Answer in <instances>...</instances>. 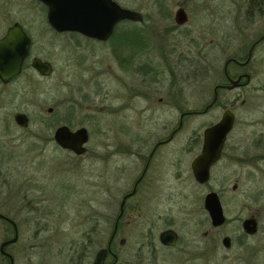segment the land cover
I'll use <instances>...</instances> for the list:
<instances>
[{"label":"rangeland","instance_id":"1","mask_svg":"<svg viewBox=\"0 0 264 264\" xmlns=\"http://www.w3.org/2000/svg\"><path fill=\"white\" fill-rule=\"evenodd\" d=\"M117 1L123 7L134 3V0ZM247 1L214 0L225 7L224 51L219 49L216 37L206 51L207 57L193 54L190 64L189 54L178 57L176 67L172 64V75L167 69L170 60L158 57L157 52L153 57L132 59L124 69L119 58L111 55V42L96 44L67 35L54 38L50 33L45 34V27H27L34 40L32 56L51 62L53 73L41 77L30 67V58L22 75L11 86L0 87V213L18 225V242L8 249L15 251V264H73L78 223L86 222L95 212L99 232L93 251L106 246L107 217L119 209L122 196L132 188L142 169V161L129 152L146 143L153 146L178 127L182 111L203 108L202 105L174 106L167 100L171 95L175 99L181 96L189 99V88L190 92L196 90L200 83L210 90L226 59L240 55L241 50L245 54L252 41L264 32L261 13L245 16ZM140 2L144 8L139 11L144 19H156L155 0ZM4 17L9 21L23 19L26 24L35 19L41 22L43 18L31 0H0V19ZM129 27L122 24L117 33ZM121 40L117 42L122 49ZM158 41L154 39L153 44L159 45ZM177 46L178 51H187L186 43H177ZM202 65L213 66L215 70L208 79L196 78L189 82V73ZM245 71L251 75L250 86L239 91L241 97L237 103L240 104L234 107L236 126L231 136L232 141L241 142V161L215 167L209 183V187L217 190L219 181L228 182L222 200L230 211L229 216L241 211L248 213L253 189L264 188V176H258L256 184L252 181L253 167L263 160L255 162L254 158L264 157V149L253 148L256 138L264 137V90H256L264 87V44L257 49ZM171 83L176 87L172 86L170 95ZM16 112L28 117L26 129L15 125L13 114ZM220 115L221 111L215 110L208 116L186 117L181 121L177 143L172 145L180 159L177 168L168 170L163 162L155 161L138 197L133 200L140 201L141 212H173L183 243L188 228L190 233L193 227L181 223L198 218V203L205 188L191 183L189 155L181 148L186 146L190 131H202ZM60 125L87 128L90 139L84 155L75 156L57 148L52 138ZM261 143L264 147V139ZM258 164L264 170V165ZM234 183H238V189L232 192ZM134 234L137 239V232ZM12 236L10 226L0 221V244ZM159 254L162 258H186L181 246L173 250L177 256L164 251ZM120 257L125 258L124 250Z\"/></svg>","mask_w":264,"mask_h":264},{"label":"flooded vegetation","instance_id":"2","mask_svg":"<svg viewBox=\"0 0 264 264\" xmlns=\"http://www.w3.org/2000/svg\"><path fill=\"white\" fill-rule=\"evenodd\" d=\"M31 1L35 9L39 10L43 17L41 22L37 19H35V22L27 24L24 23L26 20L23 19H19L18 21H9L12 14L9 15V19L7 17L0 19V39L7 34L10 28L18 26L30 40L28 53L24 58L20 75L6 83H3L0 80L1 89L11 86L13 81L22 75L24 69L26 68V63L30 58L31 68L33 59L38 58L43 62L50 63L53 70L51 62L38 56H32L34 40L30 34L29 28L27 27H45L43 30L45 34L48 33L49 35L50 33L54 36V38H61L67 35L76 36L85 41L96 44L111 42V55L112 57L119 58V64L122 67H125V65L129 66L132 59L153 57L152 55L157 52L158 57L168 59L167 61L170 60V66L167 68L170 75L173 74L172 64L176 67V61L178 57L180 58L182 55L189 54V64L193 62V60H190L193 54H197V57L200 58L207 57L206 51L210 48L209 45L214 43L216 37L218 38L216 41H219V49L221 48V51H224V43L222 42L225 39V7L223 4L215 3L214 0H206L205 2H197L195 4L193 3L194 0H183L180 2L176 0H155L153 5L157 11V18L154 20L144 19L143 14L139 11L140 8H144L143 2H140V0H134V3L130 4V7H123L117 0H111V2L116 3L121 9L139 14L141 19L135 21L126 19L118 22L115 25L111 36L104 41L91 39L76 32L56 31L52 28L49 21V14L52 10L50 3H43L38 0ZM178 11H183L185 15V22L179 23L177 21L179 19L176 20V14ZM254 13L257 15L261 13L264 16V0H248L246 2L245 16H253ZM1 14L3 15L4 12H1ZM145 22H152L153 24L145 26ZM122 24H127L128 26H131V28L129 27L128 29L117 33ZM138 26L141 28L139 29ZM150 32L153 34L151 35ZM120 39H122V49L118 46L117 42ZM154 39L160 40V42L158 41L159 45L156 46L153 44ZM181 42L186 43V53L178 51L177 43ZM263 44L264 32L252 41L245 54L244 51L241 50L240 55L230 56L226 59L223 64L221 74L218 72L219 77L214 83H212L210 90L208 87L202 85V83H200L196 90L191 89V92L189 88V99L182 98L183 96L177 99L172 98V86L176 87V85L171 83V99L167 100L169 104L174 106L202 105L203 108H191L189 110L182 111L179 115L180 127L176 126L166 136L158 139L151 147L146 143L132 153L129 152V154L136 156L137 160L142 161V169L139 176L133 182L132 188L122 196L119 209L116 212H111L107 217L106 222H108L109 236L106 241V246L101 247L98 251H93L97 245L96 237L99 232V221L97 216H94L96 214L95 212L94 215L92 214L93 216L90 215L89 220L86 222L80 221V223H78L75 250L76 258L73 261V264H96L97 254L100 250L106 251L105 257L100 264H264V188L253 189L254 193L251 196L248 213L244 214L241 211L237 215L235 214L234 216H229L228 212L230 211L226 202L222 200L223 194L227 192L226 188L228 182L226 180H222L221 182L219 181V189L217 190L209 187L212 171L215 167L219 166L221 163L229 165L241 161V142L238 140L232 141L231 139L236 126L234 107L240 104L237 103L240 101L239 98L241 97V92L239 91H244L250 86L251 75L247 73L245 69L253 61L257 49ZM171 59L175 60V63H171ZM230 66H234L233 70H230ZM138 67V69H140L141 66L139 65ZM213 70H215V67L210 65L197 66L194 72L189 73V82L191 79L196 80V78L202 80L205 78L208 79L211 71ZM142 72L144 75L145 69H143ZM198 75H201V77H196ZM236 81H238V83L233 84V82ZM262 89L264 90V87L262 86L259 88L256 87V90ZM174 92L176 93V88ZM126 110H128V105ZM215 110L221 111L220 117L204 126L202 131H190L186 136V146L181 148L189 155V173L191 183L197 187L205 188V192L202 194L203 196L200 198L198 203V207L200 209L198 218L195 221L192 220V222L188 221L187 223H181L186 224L188 227L190 224L193 227L190 233L188 228V235L183 243L181 236L176 229L177 220L176 217L172 215L173 212H141L139 210L140 201L137 202L133 200L138 197L140 192L139 189L144 185L143 182L147 178L148 171L151 169L155 161H161V163L163 162L168 170L170 168H175L180 162V159L174 153L176 149L172 145L177 143V136L181 132V121H183L186 117L195 118L208 116ZM225 111H229L233 114L232 129L225 137L217 159L209 167L208 179L203 183H200L196 181L193 176L191 170L192 165L195 159L202 154L204 149L205 131L216 125L221 120ZM17 113L21 112L13 114V121L14 115ZM15 125L19 127L16 123ZM27 127L19 128L26 129ZM67 127L71 131L78 129H72L69 126ZM85 129L87 130V128ZM89 139L90 135L88 132V142L85 145V152L81 155H76L72 151L62 149L58 145H55L57 148L70 152L75 156H82L87 151ZM256 139V143H254L253 147L254 150H263L264 147H261V142L264 137L260 135ZM254 161H259L253 167L252 172V176L254 177V180L252 181L256 184L257 177L264 176V170H262L258 164L261 163L264 165V157L260 158L256 155ZM166 170L167 169H165V171ZM237 189L238 183L231 185L232 192L237 191ZM210 194H215L219 202L221 214L223 216V222L220 224L213 223L209 215V210H207L209 205L206 204V199ZM1 215L4 218H0V221L8 224L12 230L13 236L11 239L15 236L17 239L14 243L9 244L2 249L1 244L8 240H5L0 244V262L11 264L12 259V264H15V251H9L8 249L15 246L18 242V225L8 216L3 214ZM189 215H191V211ZM85 223H87V226H85ZM135 231L137 232V239L136 237H133V235H135ZM170 232L176 235L174 245L169 244L170 239L166 238L167 236L165 237V242L161 240V236ZM132 240L135 241L131 242ZM178 246H181L182 251H185L186 258L178 257L174 259L160 257V251H164L165 253L170 252L172 256H177L176 254H173V250H175ZM123 250L125 251V258L122 259L120 257V252ZM178 256H180V254H178Z\"/></svg>","mask_w":264,"mask_h":264},{"label":"water","instance_id":"3","mask_svg":"<svg viewBox=\"0 0 264 264\" xmlns=\"http://www.w3.org/2000/svg\"><path fill=\"white\" fill-rule=\"evenodd\" d=\"M38 1L50 3L52 10L49 14V21L53 29L58 32L80 33L98 41L108 39L118 22L126 19L133 21L141 19L139 14L121 9L116 3L111 2V0ZM176 20L179 23L185 22L183 11L177 12ZM29 44V38L18 26L10 28L7 34L0 39V80L3 83L20 75L24 58L28 53ZM31 66L42 77H49L53 71L50 63L43 62L38 58L33 59ZM237 83L238 81L233 82V84ZM14 121L21 128H25L28 125L27 117L21 113L14 115ZM232 125L233 114L225 111L221 120L205 131L204 149L202 154L195 159L191 168L196 181L203 183L208 179L209 167L217 159L221 145L227 134L231 131ZM53 140L60 148L72 151L76 155H81L85 152V145L88 142V132L83 127L71 131L67 126L63 125L55 129ZM206 204L209 205L207 210H209L213 223H222L223 216L215 194L207 196ZM0 218L3 219L4 217L0 214ZM165 237L170 239V245H174L176 238L174 233H165V235L161 236L163 242H165ZM16 239L17 237L15 236L13 239L3 242L1 249L14 243ZM105 254V250L98 252L96 264L101 263Z\"/></svg>","mask_w":264,"mask_h":264}]
</instances>
